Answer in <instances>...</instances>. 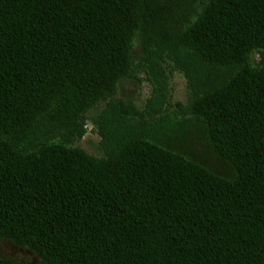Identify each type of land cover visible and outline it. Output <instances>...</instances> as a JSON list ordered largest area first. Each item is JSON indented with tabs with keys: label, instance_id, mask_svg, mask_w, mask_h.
<instances>
[{
	"label": "trees",
	"instance_id": "1",
	"mask_svg": "<svg viewBox=\"0 0 264 264\" xmlns=\"http://www.w3.org/2000/svg\"><path fill=\"white\" fill-rule=\"evenodd\" d=\"M169 1L0 0V239L46 264H264V67L249 65L264 52V0H209L181 34L191 113L233 178L183 155L163 124L123 140V105L108 112L106 158L21 148L63 95L86 110L113 94L141 24L167 39Z\"/></svg>",
	"mask_w": 264,
	"mask_h": 264
},
{
	"label": "rangeland",
	"instance_id": "2",
	"mask_svg": "<svg viewBox=\"0 0 264 264\" xmlns=\"http://www.w3.org/2000/svg\"><path fill=\"white\" fill-rule=\"evenodd\" d=\"M208 4L209 0H170L162 8L160 24L167 39L158 38L157 30L141 24L132 42L128 76L117 83L113 94L86 110L73 95H63L37 123L22 150L37 152L48 143H60L97 159L106 158L102 133L111 131L110 121L115 118L108 112L123 105L129 107V112L118 117L120 125H124L123 140L143 139L148 131L152 133L163 124L175 134L167 140L177 145L183 155L218 175L233 178L234 170L213 154L201 121L191 113L198 84L192 81L189 62L194 61L193 55L181 44L188 22H196ZM249 65L253 69L264 67V52L255 51ZM239 69H215L212 73L221 82ZM81 133L83 136H79ZM0 258L16 264H46L29 248L5 239H0Z\"/></svg>",
	"mask_w": 264,
	"mask_h": 264
}]
</instances>
